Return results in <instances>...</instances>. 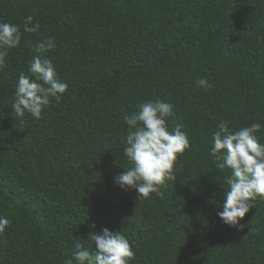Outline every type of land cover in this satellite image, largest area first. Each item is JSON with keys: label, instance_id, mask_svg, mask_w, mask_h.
Here are the masks:
<instances>
[{"label": "trees", "instance_id": "obj_1", "mask_svg": "<svg viewBox=\"0 0 264 264\" xmlns=\"http://www.w3.org/2000/svg\"><path fill=\"white\" fill-rule=\"evenodd\" d=\"M28 16L37 32L23 31ZM0 21L22 33L0 71V264H75L76 243L94 252L88 236L103 228L126 235L129 264H264V198L242 229L224 225L231 170L210 155L221 120L260 122L264 144V0H0ZM49 37L68 89L39 119L17 116L18 76L34 78L32 48ZM156 98L190 147L163 198L138 201L113 182L131 166L123 117Z\"/></svg>", "mask_w": 264, "mask_h": 264}, {"label": "clouds", "instance_id": "obj_2", "mask_svg": "<svg viewBox=\"0 0 264 264\" xmlns=\"http://www.w3.org/2000/svg\"><path fill=\"white\" fill-rule=\"evenodd\" d=\"M39 24L33 17L25 19L23 31L34 33ZM22 33L18 25L0 21V71L7 66L9 51L20 45ZM56 47L53 38H45L32 48L33 56L28 71L34 78L19 74L15 86L12 111L20 117L25 113L39 119L43 109L52 100L60 101L67 91L68 84L59 79L58 73L47 53ZM197 86L211 87L205 78L195 82ZM174 115V105L156 98L137 106V110L124 115L127 125L124 154L131 165L127 170L113 177V182L121 191L135 190L138 201L155 194L163 198L162 189L166 182L174 181L173 167L177 156L189 149L190 143L184 125H176L173 131L167 126V118ZM262 129L260 122H254L238 130L229 127V121L221 120L213 133V146L210 155L221 161V169H230L224 177V203L222 211H217L220 221L229 227L242 229L241 221L253 208L252 202L264 198V144L256 135ZM10 224V220L0 216V233ZM96 225H90L95 229ZM90 247L76 243L72 259L75 264H129L135 253L122 231L113 232L103 228L99 233L92 231L88 236Z\"/></svg>", "mask_w": 264, "mask_h": 264}]
</instances>
